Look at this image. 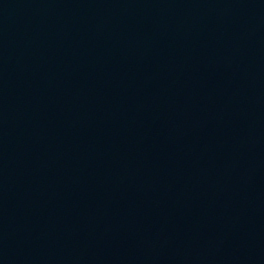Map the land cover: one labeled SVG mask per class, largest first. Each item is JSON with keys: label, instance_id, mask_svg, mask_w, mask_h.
I'll return each instance as SVG.
<instances>
[{"label": "water", "instance_id": "1", "mask_svg": "<svg viewBox=\"0 0 264 264\" xmlns=\"http://www.w3.org/2000/svg\"><path fill=\"white\" fill-rule=\"evenodd\" d=\"M0 264H264V0H0Z\"/></svg>", "mask_w": 264, "mask_h": 264}]
</instances>
